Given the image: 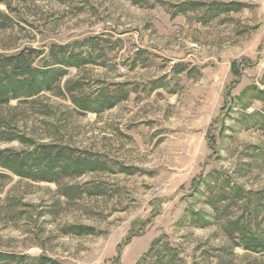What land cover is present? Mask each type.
<instances>
[{"label": "rangeland", "instance_id": "374dc122", "mask_svg": "<svg viewBox=\"0 0 264 264\" xmlns=\"http://www.w3.org/2000/svg\"><path fill=\"white\" fill-rule=\"evenodd\" d=\"M23 52L63 75L0 105V264H264V0H0Z\"/></svg>", "mask_w": 264, "mask_h": 264}, {"label": "trees", "instance_id": "16d2710c", "mask_svg": "<svg viewBox=\"0 0 264 264\" xmlns=\"http://www.w3.org/2000/svg\"><path fill=\"white\" fill-rule=\"evenodd\" d=\"M83 59L73 53H67L65 49L63 56L57 58L56 64L61 65L60 67H75L80 66ZM62 75V70L55 67L35 70L30 57L24 52L14 56L2 57L0 59V105H6L22 97H34L43 90L52 89L57 77ZM20 139L22 140L23 137ZM11 162L15 163L14 160ZM20 162L27 163L26 160ZM9 164L6 165L7 169L21 175H28L24 168L19 172Z\"/></svg>", "mask_w": 264, "mask_h": 264}]
</instances>
